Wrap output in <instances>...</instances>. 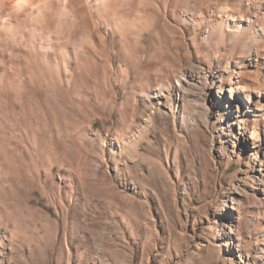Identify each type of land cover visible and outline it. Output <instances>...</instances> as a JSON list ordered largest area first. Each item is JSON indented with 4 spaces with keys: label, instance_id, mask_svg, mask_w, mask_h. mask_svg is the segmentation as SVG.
<instances>
[{
    "label": "rangeland",
    "instance_id": "374dc122",
    "mask_svg": "<svg viewBox=\"0 0 264 264\" xmlns=\"http://www.w3.org/2000/svg\"><path fill=\"white\" fill-rule=\"evenodd\" d=\"M61 3L0 27V264H264V0ZM186 67L249 97L243 140L180 126Z\"/></svg>",
    "mask_w": 264,
    "mask_h": 264
},
{
    "label": "bare ground",
    "instance_id": "6f19581e",
    "mask_svg": "<svg viewBox=\"0 0 264 264\" xmlns=\"http://www.w3.org/2000/svg\"><path fill=\"white\" fill-rule=\"evenodd\" d=\"M47 1L48 0H0V27L4 29L5 28L8 29L11 25L10 22H12V20L14 19V18L12 19V15L11 17L10 16L7 17V15L12 14V12H10V14L5 13V10L8 7L16 8L18 10V15L20 11L23 12V10H29V13H26V15L28 16L33 12V10L36 9L37 10L36 16L35 17L30 16V17L34 19L35 25H37L38 22L36 20L40 16L39 14L42 11L41 9H47V5H46ZM91 1H93L94 4H100L102 0H62L61 3L62 8H60L61 10L59 11L60 12L58 14L59 16L58 15L57 16L60 17L61 19L73 18L72 17L73 15L70 16L68 13L65 12L66 7H69L72 4L73 5L78 4L84 7ZM262 7L264 11V5ZM230 9H232V7H230ZM246 9L249 10V6H247ZM234 11L235 10H233L232 12ZM46 15L48 17L49 16L53 17V13L51 9ZM10 18L12 19L11 21ZM258 46L259 45H257L256 47L258 48ZM211 73H212L211 70H204V69L197 70L194 68L192 69L186 67L182 71L179 78H177L178 80L176 81V84L170 86V88L168 89L169 91L175 92L177 98L182 102H184L188 98L190 100H194L196 104L194 107V111L187 116L188 121L186 123L183 120L179 121L180 126L183 129L195 127L198 128V130H201L202 127L206 125L205 116L207 113V109L212 108L213 111L222 113L223 115L222 119L219 122V124H221V133L233 136V138H240L243 140V138H245L244 135L247 129L243 124L244 117L243 118L241 117V107L243 101L246 103L248 107L251 106L249 97L247 96L244 97L243 94L240 92V87L237 85V83L235 84L231 82V79H230V83L233 85L231 89H225L224 87H222L221 79L218 74L215 76L216 77L215 79L218 80L219 82L217 85V89L215 93H212V95H210V97L207 96V94H205L202 91V88L209 81ZM236 76H237V82L239 81L238 78L240 79V77H244V75L241 74V71H238ZM158 87L159 88H157L156 90V95H165L164 93L165 89L161 88L160 86ZM233 92L235 94H233ZM250 111L255 116H264V101L262 103L261 102L258 103L257 106L256 105L252 106L250 108ZM145 123L150 124L149 117L145 119ZM223 125H225L226 128H224Z\"/></svg>",
    "mask_w": 264,
    "mask_h": 264
}]
</instances>
